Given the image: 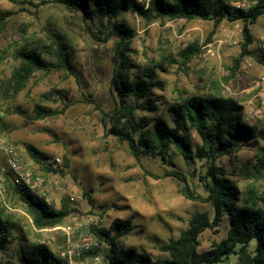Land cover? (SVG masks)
I'll return each instance as SVG.
<instances>
[{"label": "rangeland", "instance_id": "374dc122", "mask_svg": "<svg viewBox=\"0 0 264 264\" xmlns=\"http://www.w3.org/2000/svg\"><path fill=\"white\" fill-rule=\"evenodd\" d=\"M227 1L233 7L245 5V0ZM117 20L127 23L134 33L130 78L137 74L146 78L144 68L161 66L155 67V86L141 99L152 101L155 109L133 112L135 123L145 124L143 118L148 121L140 131L151 128L158 119L170 126L171 107L182 98L216 91L242 106V120L264 126V81L260 80L264 75V15L250 26L253 39L249 54L242 57L236 76L227 82L223 78L229 75L233 58L241 51V21L224 19L215 27L211 20L199 18L154 19L146 23L131 11L121 13ZM98 26L94 22L86 24L79 12L55 0H0V80L10 77L18 64L13 53L21 47L36 48L50 63H57L55 50L61 48L66 65L47 74L35 72L16 98L0 91V138L14 146L24 162L43 177L49 205L59 209L62 199L69 198L67 204L72 208L60 225L34 228L21 202L0 185L4 213L15 226L9 242L0 250V264H21V246L33 243H44L59 254L65 240L62 227L69 222L84 224L89 216L93 224L100 222L104 227L114 219L131 218L133 229L118 239L119 245L147 252L153 258L164 256L158 246L177 236L193 212L211 211L207 202L185 198L178 180L169 176L153 178L143 170L161 175L172 166L149 156L136 160L127 142L107 134L108 128L120 125L124 118L116 111L120 97L110 85L116 37L101 42L92 36V32L102 36L96 32ZM189 44H198L200 52L182 63L181 51ZM207 49L214 55H209ZM213 82H220V86L215 87ZM125 101L132 102L131 97ZM36 103L64 108V112L57 117L29 119ZM248 109H252V115L246 113ZM140 131L134 133V138ZM187 137L192 147L200 145L194 128L188 129ZM248 142L235 153L220 156L216 163L227 169L240 192L252 188L264 198V172H254L255 145ZM25 144L46 153L49 161L58 157L60 162L54 165L64 172L43 170L30 158ZM173 156L176 169L186 174L196 194L204 196L196 175L204 172V160L195 158L186 165L180 155ZM259 204L264 206L263 202ZM228 224L229 216L224 214L216 227L203 231L199 250L222 239ZM72 238L78 242L77 232ZM236 263L237 256L230 254L216 264Z\"/></svg>", "mask_w": 264, "mask_h": 264}, {"label": "trees", "instance_id": "16d2710c", "mask_svg": "<svg viewBox=\"0 0 264 264\" xmlns=\"http://www.w3.org/2000/svg\"><path fill=\"white\" fill-rule=\"evenodd\" d=\"M23 2L25 0H9ZM69 9L80 13L81 19L87 23H98L92 36L101 42H106L112 35L114 43L115 62L110 78V85L120 97L116 111L124 118L120 125H112L107 134H112L120 141L128 144L130 153L136 160L140 156L158 158L172 166L163 170L161 175L146 168L144 173L153 178L172 177L181 183L182 195L191 200H201L210 205L211 211H195L187 220V225L177 236L170 237L158 246L164 256L153 258L149 253L133 247L122 248L118 239L133 229L132 219H114L107 227L100 222L90 224V233L97 238L102 247L94 249L89 254H100L106 264H216L225 261L230 254L237 256L236 264H264V206L259 204L260 198L255 190L246 188L239 191L236 183L228 177L229 173L216 159L223 155H231L239 150L243 143L252 141L255 145L254 172H264V126L257 127L245 122L242 117V106L230 97L222 96L218 91L211 94H192L182 98L171 107L172 124L167 126L161 119L154 122L151 128L140 131L145 124L133 121L136 109L154 110L152 101L141 100L147 97L155 86L153 75L155 65L144 68L142 78L138 74L130 78L131 63L129 54L132 51L131 41L133 30L117 17L126 11L136 13L146 23L154 19H194L211 20L214 27L222 20L241 21L243 40L240 44V54L233 58L229 67V75L224 77L227 82L236 76L241 59L249 54L248 46L252 42L250 26L264 15V0H245L244 6L233 7L227 0H147L146 3L137 0H55ZM1 29V28H0ZM200 52L198 44H189L181 51L182 63ZM57 63L42 59L36 48L21 47L13 53L18 64L13 67L10 77L1 78L0 91L8 92L11 98H16L23 91L35 72L49 73L57 67H65L61 48L55 50ZM215 87L220 82L212 83ZM131 97L132 102L125 99ZM64 108H50L36 103L32 120L57 117ZM194 128L200 138V145L192 147L187 131ZM139 134L134 138V133ZM30 158L43 170L63 173L49 161V156L32 144H25ZM180 155L186 165L195 158L204 160V172H198L204 196L196 194L188 183L187 176L176 169L173 154ZM64 162L67 165L65 156ZM2 189H9L23 205L31 218L34 228H50L63 223L70 214L69 198L62 199L59 209L53 208L44 198L30 191L28 187L12 185L9 178L2 175ZM1 192V189H0ZM6 208L0 202V250L9 242L15 230L13 219L5 215ZM224 214L229 216V224L225 236L213 241L209 248L199 250L200 236L206 229H213L222 220ZM253 242V244H252ZM21 264H68L59 254L54 253L44 243H33L21 246L19 250Z\"/></svg>", "mask_w": 264, "mask_h": 264}, {"label": "built area", "instance_id": "2783aa9c", "mask_svg": "<svg viewBox=\"0 0 264 264\" xmlns=\"http://www.w3.org/2000/svg\"><path fill=\"white\" fill-rule=\"evenodd\" d=\"M207 53L214 55L211 49H207ZM260 80L264 81V75L260 76ZM246 113L252 115V109H248ZM0 157L3 159V163L0 165V175L7 176L12 185L28 187L31 192L44 198L49 203L43 177L34 172L24 162L17 149L2 138H0ZM51 162L57 164L60 159L56 157ZM90 224H93L91 216L86 218L84 224L69 222L62 227L65 240L59 255L68 264H103V258L100 254H89L91 250L102 247L101 242L90 233ZM75 232L79 236L77 243L72 238Z\"/></svg>", "mask_w": 264, "mask_h": 264}]
</instances>
